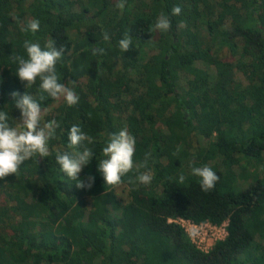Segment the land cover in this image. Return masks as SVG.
<instances>
[{"label": "trees", "instance_id": "obj_1", "mask_svg": "<svg viewBox=\"0 0 264 264\" xmlns=\"http://www.w3.org/2000/svg\"><path fill=\"white\" fill-rule=\"evenodd\" d=\"M117 3L0 0V109L6 105L9 122L20 116L13 91L27 92L44 111L58 100L39 79L25 88L15 76L12 57L27 58L25 40L62 50L59 82L79 97L47 117L60 125L49 156H33L0 180V264H264V175L235 169L264 165V0ZM162 14L170 29L153 31ZM33 20L36 33L22 30ZM125 35L132 46L124 53ZM99 48L104 55L93 54ZM73 125L93 138L85 146L95 156L80 174L96 176L91 190L77 188L56 163L58 153L73 150ZM124 128L136 140L134 168L121 183L128 201L97 172L103 147ZM204 166L219 176L208 192L192 175ZM145 171L153 177L147 185L136 179ZM177 219L227 223V236L203 253Z\"/></svg>", "mask_w": 264, "mask_h": 264}, {"label": "clouds", "instance_id": "obj_2", "mask_svg": "<svg viewBox=\"0 0 264 264\" xmlns=\"http://www.w3.org/2000/svg\"><path fill=\"white\" fill-rule=\"evenodd\" d=\"M125 5L126 0H118L116 6L124 9ZM181 11V7L175 6L172 14L179 15ZM170 27V20L162 14L153 26V31L167 32ZM29 29L36 33L39 30V21H30L28 27L22 30ZM103 39L109 41L111 37L105 33ZM118 43L125 53L131 48L132 39L129 35H125ZM23 47L27 58L17 55L12 59L18 64L15 76L25 88L31 87L39 79V88L43 93H47L53 99L63 97L69 106L76 105L79 97L74 88L60 83L57 75L56 64L62 57V50L57 49L51 42L41 47L39 42L30 40H25ZM93 54L104 55L105 49H93ZM71 83L75 85V81ZM10 96L20 116L15 119L16 124L13 125L9 122V113L4 110L6 105L0 109V180H6L8 176L15 175L20 166L33 156L48 157V141L60 127L55 119L47 122L43 119L44 110L41 104L27 92L21 94L19 91H13ZM44 98L43 95L40 97L41 100ZM68 138V147L73 150L58 153L56 163L70 179L77 182L75 184L77 188L91 190L95 185L96 176L89 174L81 178L80 174L95 156L93 151L85 146V142L93 143V138L85 134L79 125H73L70 128ZM135 151V137L129 133L127 128L111 134L108 143L102 149L104 158L99 159L97 165V172L104 184L117 186L122 183V177L134 168ZM150 155V153L145 155L143 164L145 168H147ZM192 175L200 178L201 189L205 192L212 190L219 180V176L208 166L193 168ZM152 178L150 171H145L136 177L141 184L145 185L150 184ZM185 179V176L180 174L178 182L182 184Z\"/></svg>", "mask_w": 264, "mask_h": 264}, {"label": "built area", "instance_id": "obj_3", "mask_svg": "<svg viewBox=\"0 0 264 264\" xmlns=\"http://www.w3.org/2000/svg\"><path fill=\"white\" fill-rule=\"evenodd\" d=\"M171 221L181 225L191 242L203 253H209L217 241L223 240L227 236V223H224L222 226H216L211 223L197 224L191 220L184 219ZM208 228H210L211 232H208ZM220 230L223 236L217 239L216 236ZM193 232H195V235H193Z\"/></svg>", "mask_w": 264, "mask_h": 264}, {"label": "rangeland", "instance_id": "obj_4", "mask_svg": "<svg viewBox=\"0 0 264 264\" xmlns=\"http://www.w3.org/2000/svg\"><path fill=\"white\" fill-rule=\"evenodd\" d=\"M152 47H154V48H150V52H155L156 50H157V48H158V46L155 44V45H153ZM198 65L199 66H203V65H205V64H203L202 62H200V63H198ZM64 100V98L63 97H60L58 100H57V102L51 107V108H49L48 110H46V111H44V116H43V119L47 122V117L49 116V115H52L54 112H55V109H56V107H58L61 103H62V101ZM128 100V99H127ZM203 143H206V141H204V140H201ZM195 163V166H198V164H200V159L198 158L196 161H194ZM221 167L222 168H224V166H223V164H221ZM235 169L237 170V172H240V171H246V172H248V171H250V172H252V171H254L253 173H254V177L255 176H259V177H261L262 175H264V165H262V166H258V167H254V166H249V167H243V166H235ZM250 174V173H249ZM253 177V176H252ZM254 177L253 178H251V179H249V180H247V181H241L240 182V184H242V185H245L246 187L251 183V182H253V179H254ZM114 190H115V193L117 194V196L120 198V199H123L124 201H128V199H129V192H128V190H127V187H126V185H124V184H120V185H117V186H114ZM208 232H211V230H210V228H208ZM207 231V230H206ZM217 233V232H216ZM219 234H217V236H216V238L218 239V237H222L223 235H221L222 234V231L220 230L219 232H218ZM211 235V234H210Z\"/></svg>", "mask_w": 264, "mask_h": 264}]
</instances>
